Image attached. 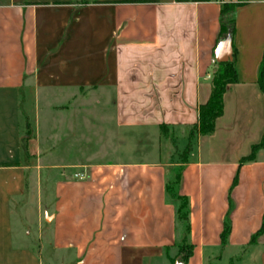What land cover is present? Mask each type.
I'll return each mask as SVG.
<instances>
[{"label": "crops", "instance_id": "1", "mask_svg": "<svg viewBox=\"0 0 264 264\" xmlns=\"http://www.w3.org/2000/svg\"><path fill=\"white\" fill-rule=\"evenodd\" d=\"M227 1L238 0H0V264H174L175 167L190 201L187 264H264V234L251 243L264 224V147L241 162L264 134V0L236 10L238 82L214 132L174 161L213 92ZM32 90L97 96L65 106L66 149L50 155L66 164L25 158Z\"/></svg>", "mask_w": 264, "mask_h": 264}, {"label": "trees", "instance_id": "2", "mask_svg": "<svg viewBox=\"0 0 264 264\" xmlns=\"http://www.w3.org/2000/svg\"><path fill=\"white\" fill-rule=\"evenodd\" d=\"M204 1V0H193ZM245 3V0H238L236 2H224L221 10L220 17V42L225 40L229 34L232 35V60L218 63V69L214 75L213 80V92L209 100L200 105L199 107V119L198 122L193 126L189 144L185 148L184 157L181 158L182 164L186 163L188 160V155L193 148V143L196 137L210 135L215 130L216 120L221 117L224 113V95L226 93L227 87L230 84L238 82V71H237V48L234 44V36L236 33V10ZM219 42V43H220ZM258 83L261 89L264 91V55L259 68V78ZM27 139H31L33 135V130L31 123L27 121L26 123ZM264 147V134L261 141L258 144L252 146L251 154L247 157L242 158L241 162L254 159L258 150ZM182 169L179 168L175 176L167 184V192L173 197V200L177 206V216L178 220L183 223V237L180 242V252L177 259H173V263L176 261L179 263L187 264L189 258L193 255L194 246L189 241L190 235V201L189 198L180 194L181 183H182ZM237 183L235 180L234 185ZM234 208L233 201L230 199V209L224 220V230L222 233V244L226 245L231 232V213ZM262 234H264V224L262 228L252 237L251 243H255Z\"/></svg>", "mask_w": 264, "mask_h": 264}, {"label": "rangeland", "instance_id": "3", "mask_svg": "<svg viewBox=\"0 0 264 264\" xmlns=\"http://www.w3.org/2000/svg\"><path fill=\"white\" fill-rule=\"evenodd\" d=\"M75 100L77 105H87L88 103H93L97 98L94 94L73 97L70 95H60L57 91L45 90L39 93H36L35 90L29 92L23 100V110L26 121L31 122L33 137L31 140L27 139V130L24 133L23 148L25 153L26 160H29L30 157L39 158L44 166H52L55 164H66L67 160L60 158L54 159L50 155L51 152L57 150L65 151L66 141H67V113L65 111V106H67L68 100L69 103H72ZM87 99V100H85ZM89 99V100H88ZM93 104L91 110H93ZM89 115L92 117L95 115L94 112H89ZM91 130V129H90ZM55 131V133H53ZM132 133L124 131L123 136L124 140L132 138ZM94 135L91 136V150L97 149L98 144L93 142ZM59 138V145H57V139ZM95 139V138H94ZM107 150L112 152L114 150V145H111L110 138L108 134L107 138ZM185 148L178 149L176 158L174 161L181 162V158L184 157ZM138 153L143 154L147 153L145 150H136L132 146L124 145L123 153ZM39 153V155H38ZM173 170L177 172V167Z\"/></svg>", "mask_w": 264, "mask_h": 264}, {"label": "water", "instance_id": "4", "mask_svg": "<svg viewBox=\"0 0 264 264\" xmlns=\"http://www.w3.org/2000/svg\"><path fill=\"white\" fill-rule=\"evenodd\" d=\"M232 54H233V49H232V35L229 34V36L221 41L216 50H215V61L217 63H224L227 61L232 60ZM176 264H183L177 262Z\"/></svg>", "mask_w": 264, "mask_h": 264}]
</instances>
